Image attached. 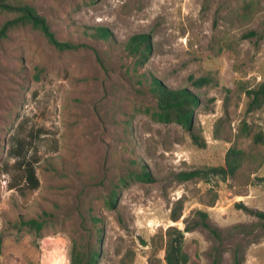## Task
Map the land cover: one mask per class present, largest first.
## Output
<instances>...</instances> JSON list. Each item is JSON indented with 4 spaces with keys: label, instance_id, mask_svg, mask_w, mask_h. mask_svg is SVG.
<instances>
[{
    "label": "rangeland",
    "instance_id": "obj_1",
    "mask_svg": "<svg viewBox=\"0 0 264 264\" xmlns=\"http://www.w3.org/2000/svg\"><path fill=\"white\" fill-rule=\"evenodd\" d=\"M10 2L77 48L56 50L21 25L0 40V264H70L74 244L98 251L97 264H165L167 228L198 223V211L211 230L184 234L188 264H238L236 253L239 264H264V229L242 208L264 212V104L248 111L246 95L264 77V0ZM15 17L0 12V28ZM98 27L108 39L92 35ZM136 34L151 43L143 65L125 48ZM151 77L199 97L193 124L206 148L151 118ZM232 147L245 153L232 177L176 179L224 165ZM20 149L36 190L23 186ZM140 171L153 182L131 179Z\"/></svg>",
    "mask_w": 264,
    "mask_h": 264
},
{
    "label": "trees",
    "instance_id": "obj_2",
    "mask_svg": "<svg viewBox=\"0 0 264 264\" xmlns=\"http://www.w3.org/2000/svg\"><path fill=\"white\" fill-rule=\"evenodd\" d=\"M11 0H0V12H15L16 17L6 21L0 28V40L7 37V33L10 29L21 25L30 26L32 29L39 31L47 42L52 45L56 50L66 51L77 48V46L60 42L57 40L55 34L51 31V28L47 20L39 15L37 11L28 5H12ZM96 39L105 40L109 38V33L105 28L98 27L94 34ZM125 48L130 55L135 57L139 65H143L148 55L151 53V43L148 36L142 34H136L130 37L125 44ZM194 87H203L208 83L205 78L194 79L189 78ZM149 89L153 97L156 100V107L151 112V118L159 123L169 124L174 123L186 130L191 138L192 143L200 148H206V141L204 138L196 133L194 130V113L195 109L200 104L199 97L186 87L183 88H171L163 84L155 77H151L149 82ZM246 95L249 99L248 111H252L260 108L264 104V77L262 82L246 91ZM243 132L248 133V128L245 126ZM261 134L254 136V141H260ZM17 158L20 159V167L22 169V181L23 186L28 189L36 190L39 187V181L36 177V170L33 164L24 161L22 158L21 149L17 153ZM245 153L242 150L236 148H229L226 152L224 165L221 166H207L198 169H192L188 171H181L176 174V179L179 182H188L194 180H202L208 182L211 177H218L226 179L232 177L239 169ZM131 179L139 182H153V178L146 171H140L132 175ZM106 205L109 208H113L116 205V193L112 191L106 200ZM246 213L256 218L261 227L264 229V212L259 210L250 209L246 206H242ZM200 217L198 223L193 225H186L183 230L178 229L175 226L167 228L164 234L165 241V264H188L189 256L184 251V234L193 230L196 226H202L204 229L211 230L209 224L206 222L207 214L205 212H197ZM178 215L172 214V220L177 221ZM26 226H32L36 229L41 228V224L36 221L23 222ZM216 234L215 231L212 232ZM99 258L98 251L82 252L75 244L71 249L70 264H97ZM236 262L239 264L238 255H235Z\"/></svg>",
    "mask_w": 264,
    "mask_h": 264
}]
</instances>
